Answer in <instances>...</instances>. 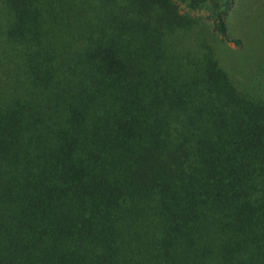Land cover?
<instances>
[{"label": "trees", "instance_id": "1", "mask_svg": "<svg viewBox=\"0 0 264 264\" xmlns=\"http://www.w3.org/2000/svg\"><path fill=\"white\" fill-rule=\"evenodd\" d=\"M207 1L0 0V264H264V74Z\"/></svg>", "mask_w": 264, "mask_h": 264}, {"label": "rangeland", "instance_id": "2", "mask_svg": "<svg viewBox=\"0 0 264 264\" xmlns=\"http://www.w3.org/2000/svg\"><path fill=\"white\" fill-rule=\"evenodd\" d=\"M221 4L222 0H208L202 8L191 10L179 2L181 12L202 17L208 24L209 13ZM228 25L231 37L241 39L242 45L238 48L227 42L219 43L221 60L226 59V65L231 64L238 79H241V75L254 78L253 75L257 73L264 74V0H234ZM217 39L223 37L217 36Z\"/></svg>", "mask_w": 264, "mask_h": 264}]
</instances>
